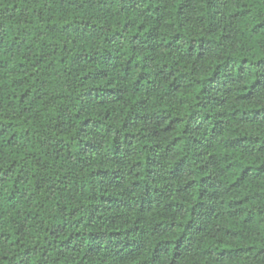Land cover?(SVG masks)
<instances>
[{
    "label": "trees",
    "instance_id": "obj_1",
    "mask_svg": "<svg viewBox=\"0 0 264 264\" xmlns=\"http://www.w3.org/2000/svg\"><path fill=\"white\" fill-rule=\"evenodd\" d=\"M0 264H264V0H0Z\"/></svg>",
    "mask_w": 264,
    "mask_h": 264
}]
</instances>
